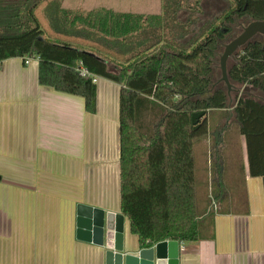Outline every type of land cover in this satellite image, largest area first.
Wrapping results in <instances>:
<instances>
[{
    "label": "trees",
    "instance_id": "16d2710c",
    "mask_svg": "<svg viewBox=\"0 0 264 264\" xmlns=\"http://www.w3.org/2000/svg\"><path fill=\"white\" fill-rule=\"evenodd\" d=\"M201 9L199 0H0V63L37 59L38 83L81 97L90 114L93 79L119 85V206L142 248L199 239L192 145L210 138L212 179L220 175L218 146L230 122L245 139L248 173L261 178L264 200V102L257 96L264 97V36L228 58L229 93L213 65L230 25L264 20V0H231L195 30ZM196 111L205 114L192 124Z\"/></svg>",
    "mask_w": 264,
    "mask_h": 264
},
{
    "label": "crops",
    "instance_id": "0c3cea01",
    "mask_svg": "<svg viewBox=\"0 0 264 264\" xmlns=\"http://www.w3.org/2000/svg\"><path fill=\"white\" fill-rule=\"evenodd\" d=\"M37 65L0 63V264H104V246L76 238L78 205L122 215L123 247L141 248L119 206V85L97 77L90 114L81 97L40 85ZM209 141L192 145L200 236L178 241V264H264L262 180L248 173L245 139L225 126L213 179Z\"/></svg>",
    "mask_w": 264,
    "mask_h": 264
},
{
    "label": "water",
    "instance_id": "95a60500",
    "mask_svg": "<svg viewBox=\"0 0 264 264\" xmlns=\"http://www.w3.org/2000/svg\"><path fill=\"white\" fill-rule=\"evenodd\" d=\"M225 28L222 31L225 32ZM264 36V20H252L241 32L227 42L219 56L220 80L230 92L231 84L227 77V60L232 54L253 36ZM205 111L191 114V123L195 124ZM76 217V238L104 246V264H178L179 242L163 240L150 247H141L134 251L126 250L122 242V215L104 213L102 210L78 205Z\"/></svg>",
    "mask_w": 264,
    "mask_h": 264
},
{
    "label": "rangeland",
    "instance_id": "374dc122",
    "mask_svg": "<svg viewBox=\"0 0 264 264\" xmlns=\"http://www.w3.org/2000/svg\"><path fill=\"white\" fill-rule=\"evenodd\" d=\"M199 4H200L202 9H201L200 13L197 15V20H196L195 24L193 25V28L195 30L197 28H199L200 25L202 23H204L205 21L210 20V19L215 18V17H218V15H220L225 10H227L230 7L231 0H199ZM186 17H187L186 11L181 10L178 12V18L180 20H185ZM230 27L233 29V32L226 36V40L223 42V45L219 51L217 59L214 61V64H213L214 70H215L214 71V79L218 80V81L221 77V73L219 70L218 58H219V56L223 50V47L227 42H229L232 38H234L236 35H238L244 26L243 25H241V26L237 25V27H236L234 25H230ZM199 142H200V140H199ZM195 161L197 163L203 162L204 173H205V167H206V161H207V150H205V148H204L202 153H198V152L195 153ZM196 167H198V166H196ZM198 180H199V177H198V173H197V178H196V189H197V191L196 192L199 195L200 190H201V184H200L201 182Z\"/></svg>",
    "mask_w": 264,
    "mask_h": 264
},
{
    "label": "built area",
    "instance_id": "2783aa9c",
    "mask_svg": "<svg viewBox=\"0 0 264 264\" xmlns=\"http://www.w3.org/2000/svg\"><path fill=\"white\" fill-rule=\"evenodd\" d=\"M29 59H25V63H28ZM94 82H96V78L93 79Z\"/></svg>",
    "mask_w": 264,
    "mask_h": 264
}]
</instances>
